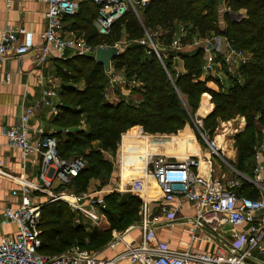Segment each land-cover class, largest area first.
<instances>
[{
    "label": "trees",
    "instance_id": "obj_1",
    "mask_svg": "<svg viewBox=\"0 0 264 264\" xmlns=\"http://www.w3.org/2000/svg\"><path fill=\"white\" fill-rule=\"evenodd\" d=\"M102 7L94 0H79L78 12L66 16L64 24L66 32L84 39L93 48L128 42L123 53L112 61V74L97 64L94 56L56 59L61 80L60 105L54 121L57 152L62 158L83 157L87 162L74 180V191L87 192L91 179L110 177L114 164L102 151L114 155L129 129L141 127L149 135H174L193 117L204 94H209L213 106L203 121L208 139L214 135L218 120H244V128L234 139L237 160L233 166L253 179L256 148L264 141V0H152L139 10V17L131 9L125 12L112 24L108 35L100 34L95 26ZM180 25L187 29L181 38L182 46L197 37H221L234 49L249 54L250 61L238 63L241 80L226 71L231 83L225 87L214 76H204L203 45L191 53L172 50ZM147 36L168 58L161 60L144 43ZM225 52L226 49L223 55ZM176 58L183 61L184 72L175 70ZM117 72L124 75V89L137 97V103L126 101L123 89L120 92L117 88L120 86L113 92L120 100L110 103L106 99L111 76ZM209 82L216 83L220 90L209 88ZM79 83L84 84L83 89L75 86ZM187 135L194 143L189 129ZM171 137L156 138L160 145L157 150L175 151L177 146L171 144ZM94 142L100 143L99 150L92 147ZM237 192L259 198L257 189L246 179L241 178ZM105 200L110 227L100 232L83 222L77 223V215L63 203L45 205L40 222L41 252L58 256L73 247L104 249L113 241V232L123 233L139 221L142 200L135 194L112 193Z\"/></svg>",
    "mask_w": 264,
    "mask_h": 264
},
{
    "label": "built area",
    "instance_id": "obj_2",
    "mask_svg": "<svg viewBox=\"0 0 264 264\" xmlns=\"http://www.w3.org/2000/svg\"><path fill=\"white\" fill-rule=\"evenodd\" d=\"M103 4L100 16L95 26L102 35H108L112 24L125 12L131 9L139 17V10L146 8L152 0H94ZM8 10L13 0H5ZM46 5L47 27L41 34L39 50L40 63L49 58L67 59L72 56H95L97 48H93L84 39L68 34L65 31L64 18L78 12L79 0H43ZM179 36L173 41L172 50L185 52L181 38L186 36L187 29L179 26ZM26 34L23 28L6 30L0 34V73L2 66L11 58H20L32 51L30 44L21 42L20 36ZM225 64L234 62L245 63L243 52L234 49L227 41ZM206 44V42H204ZM202 43L205 51L204 74L211 75L217 70L216 56ZM152 49L162 60L168 58L163 51L151 43ZM123 51L121 45H115ZM71 52L70 56L67 53ZM110 73L112 74V68ZM5 81H11V74H5ZM127 85L123 78L112 75L110 91L115 87ZM136 83L133 82L132 85ZM61 86L50 83L42 94L40 104L49 109L52 116L58 114L59 93ZM35 107L22 106L19 123L7 129L4 136L10 147L21 155L22 174L13 182L17 185L12 190V196L18 197L15 205H0V227H13L7 235H0V264H264L256 256L264 257V198L252 199L238 194L241 178L236 176L225 182L213 179L207 170L201 172L199 161L167 160L162 157L153 158L148 165V174L152 178L164 199L170 201L179 199L174 208L164 203L159 214L151 211L147 197L150 195L142 180L120 182L110 191L76 193L73 183L76 177L86 168L83 157L62 158L57 152V138L47 134L42 129L30 133V120L35 116ZM56 133V132H55ZM139 133L144 134L139 128ZM212 155L220 156L223 149L210 139L205 140ZM256 167L254 178L249 182L257 189L264 191V141L256 148ZM103 154L106 152L102 151ZM107 154H105L106 156ZM107 157V156H106ZM110 158V156H108ZM39 162V172L36 179L27 175L31 161ZM154 164L153 171H149ZM0 160V174L3 168ZM248 180V179H246ZM133 193L142 200L138 226L142 233L139 243H126L122 237L113 232V241L108 245L115 249L123 245V250L113 258L101 259L97 254L89 253L80 247H73L67 252L50 256L41 252L43 230L40 227L42 208L50 203L59 202L77 215V223L89 222L93 227L106 218L107 194ZM34 194L42 198L34 203ZM183 202L192 204L195 210L194 228H206L212 233L220 234L224 226H232L239 230L231 232V240L221 243L214 253H199L189 248L174 250L167 244L156 241L157 229L163 224L162 215H169L170 221L176 220L177 213ZM86 220V221H85ZM85 221V222H84ZM88 225V224H87ZM195 236H193V239Z\"/></svg>",
    "mask_w": 264,
    "mask_h": 264
},
{
    "label": "crops",
    "instance_id": "obj_3",
    "mask_svg": "<svg viewBox=\"0 0 264 264\" xmlns=\"http://www.w3.org/2000/svg\"><path fill=\"white\" fill-rule=\"evenodd\" d=\"M224 10H226L225 7ZM46 27V5L43 0H13L9 10L6 7L5 0H0V34L6 30H17L19 28H23L26 31V34L21 35L20 40L21 42L30 44L32 47V51L20 58L11 57L2 66V72L0 73V160L3 162L4 166L1 168L3 173L0 174L1 206L15 205L19 202L18 197L12 196V190H14L17 186L13 180L22 174L21 155L17 149L9 146L7 139L3 134L7 129L19 123L22 106L24 104L25 106H33L36 110L35 116L30 120L31 134H35L34 132L38 129L44 130L47 134H55L57 131V128L54 125L56 116H52L49 109L40 104L43 91L49 87L50 83H54L56 86H61L60 79L57 76L59 64L56 59L49 58L43 63H40L39 61L40 53L38 48L41 44L40 36L45 31ZM71 54V52H68L67 56H70ZM6 73L11 74L10 82L5 81ZM125 92V94L129 95L126 90ZM240 120L242 126L240 129L242 130L245 126V122L243 119ZM222 149L223 151L220 156L212 155L210 150L204 154L199 149L198 154H195L194 156H174L169 160L172 159L177 161L188 158L190 159V157H196V155H200V153H202L203 157L201 159H198L199 157L197 156V161H199L202 169L201 172L207 170L211 177L215 179L214 165L222 162L228 165L233 171L230 175V178H232L236 176V172H238L233 165H230V163L235 162V159L237 158L236 152L235 150H232V156H227L225 150L226 148ZM113 159L110 161L114 162ZM120 161L121 166H119V176L121 181H119V183L142 180L145 182L146 186L148 184L147 189L150 195L147 199L149 207L153 213L159 214L164 203H169L165 205L172 209L179 204V199H174L170 202L169 200L164 199L159 191V188V193H155L152 186L149 185L152 182L147 180L149 176H144L143 173H139L133 178H128L124 181L123 160L121 159ZM38 172L39 162L37 160L36 162L31 161L27 169V175L31 178L34 177L35 180ZM240 176L244 177L242 174ZM90 192L98 193L100 191ZM257 192L259 198H264V191L257 190ZM39 195L40 194H34V203L39 202L40 199L37 198ZM170 219L169 215H162L163 224L157 229L155 238L156 241L165 243L174 250L189 248L194 252L211 254L216 251L219 244L228 243V241L231 240V232L239 230V228L227 225L222 228L221 233L218 235L210 232L206 228H194L195 210L192 204L187 202H183L182 208L177 213L176 220L170 221ZM96 226L102 227L101 229H98L99 232L107 230L110 227L107 217L103 218L100 224ZM96 226L90 227V229L95 230ZM12 228L13 227L10 226L0 227V235L9 234L12 231ZM116 233L119 234V232ZM119 235L126 243H139L142 238L138 222ZM193 236H195L194 239ZM122 250L123 245H120L115 249L106 247L97 255L101 259H110ZM256 256L261 260H264L263 256H260L259 254H256ZM120 264L129 263L121 262Z\"/></svg>",
    "mask_w": 264,
    "mask_h": 264
},
{
    "label": "rangeland",
    "instance_id": "obj_4",
    "mask_svg": "<svg viewBox=\"0 0 264 264\" xmlns=\"http://www.w3.org/2000/svg\"><path fill=\"white\" fill-rule=\"evenodd\" d=\"M180 28V27H179ZM206 42V44L204 43ZM144 43H148L150 47L152 48L151 43L154 44L150 36H147V40ZM204 43L205 46H207L208 50L212 53V55L215 57L216 56V62L218 64L217 70L212 73L211 75L214 76V78L219 79L220 83H222L225 87H228L229 84L231 83L230 80L228 79V76L226 77V71L232 77L237 78L241 80V77L238 73V63L239 62H234L231 64H224L222 63V56L223 52L225 49H227V43L225 40H223L221 37H214L213 39H202V38H195L192 42H189L184 48H186V53H191L195 49H197L200 44ZM121 46H123L126 49V45L128 42L125 40H122ZM155 45V44H154ZM184 52V53H185ZM226 53V52H225ZM220 54V55H219ZM224 58H226V55H223ZM176 67L175 70L177 72H184V64L183 61L179 58H176ZM243 59L245 62H248L251 60V56L247 53H243ZM112 69H113V64H112ZM117 76L121 79H124V75L121 72H117ZM206 76V74H204ZM203 76V77H204ZM61 82V80H60ZM120 84V83H119ZM136 85V84H135ZM75 86L79 89L84 88L83 83L75 84ZM120 87L117 88H122L124 90L123 95L125 96L124 98L126 101L129 102H138V99L136 96L131 95L130 91H127L129 95L125 94V85L120 84L118 85ZM132 86V85H131ZM207 86L213 90L219 91L220 87L214 83V82H209ZM110 90V89H108ZM121 90V89H120ZM120 93V92H119ZM109 97H112V100L109 101L110 103L115 102L116 100H120V98L115 95L113 92L110 91ZM117 96V97H116ZM135 102V103H137ZM213 110V106L211 103V97L209 94H204L199 102L198 108L189 120V122L186 123L183 129L179 130L176 134L174 135H164V134H156V135H149V134H141L139 133V128L134 127L135 129L131 128L129 129L124 135H122L119 147L117 149V152L113 155L110 152H106L107 154L105 157L108 160L113 159V166H114V171L111 173L109 178H102V179H91L90 180V191H110V189L115 186L116 184L121 181L120 176H119V166H121V159L123 160V180H127L128 178H133L135 175L139 173H143L144 176L148 174V165L150 160L153 158H164L169 160L170 158L174 156H182L184 153L186 156H191L198 154L199 149L202 153H207L209 152V148L207 144L205 143V140L207 139V135L205 134L204 129V119L207 118L210 113ZM85 123H81V126H85ZM241 120L240 118H236L234 120L230 121H223V120H218V126L217 129L212 137H210L211 141L216 142L220 147L226 148V155L227 156H232L231 151L235 150L236 155H237V150L235 148L234 140L235 135L238 134L241 131ZM187 129H189L194 138L195 141L194 143H190V140L187 135ZM124 136V137H123ZM164 136H172L171 138V144L173 146H177L175 148V151L172 153L170 151L167 152H162V150L158 151L157 148L158 142L156 138L164 137ZM92 147L96 150H99L100 148V143L99 142H94ZM228 148V149H227ZM121 151H122V158H121ZM200 153V155H196V157H190V160L197 161V156L199 157L198 159H201L203 157V154ZM104 154V155H105ZM110 156V158L108 157ZM227 158V157H225ZM237 158L235 159V162H231L230 165H233L236 163ZM118 161V163H117ZM219 162V161H218ZM254 166V165H253ZM154 164H150L149 166V171H153ZM233 171L231 168H229L228 165L219 162L217 165H214V178L218 181L225 182L228 180L231 176V173ZM251 173V172H250ZM246 179L251 180L248 177H245ZM149 182L151 181L152 183L149 184L152 186L153 190L155 193H159L158 187L155 184V182L152 180V178L147 179ZM148 186V184H147ZM126 194H133V193H126ZM124 194V195H126ZM86 221V220H85ZM84 221V222H85ZM89 227H93L89 222H86ZM101 226H96L95 231L99 232L98 229H101ZM89 242H86V245H88ZM105 249V248H104ZM83 250H87L89 253L92 254H99L102 252L103 249H88L85 247Z\"/></svg>",
    "mask_w": 264,
    "mask_h": 264
},
{
    "label": "water",
    "instance_id": "obj_5",
    "mask_svg": "<svg viewBox=\"0 0 264 264\" xmlns=\"http://www.w3.org/2000/svg\"><path fill=\"white\" fill-rule=\"evenodd\" d=\"M119 46H100L94 56L95 62L104 66L107 72L111 71L112 61L122 54Z\"/></svg>",
    "mask_w": 264,
    "mask_h": 264
},
{
    "label": "bare ground",
    "instance_id": "obj_6",
    "mask_svg": "<svg viewBox=\"0 0 264 264\" xmlns=\"http://www.w3.org/2000/svg\"><path fill=\"white\" fill-rule=\"evenodd\" d=\"M182 156L186 157V154L184 153Z\"/></svg>",
    "mask_w": 264,
    "mask_h": 264
}]
</instances>
